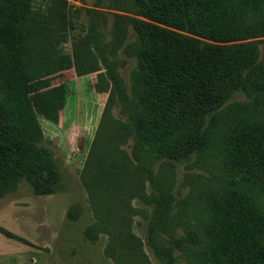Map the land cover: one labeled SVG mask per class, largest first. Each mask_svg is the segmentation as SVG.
Wrapping results in <instances>:
<instances>
[{"label":"trees","instance_id":"obj_1","mask_svg":"<svg viewBox=\"0 0 264 264\" xmlns=\"http://www.w3.org/2000/svg\"><path fill=\"white\" fill-rule=\"evenodd\" d=\"M111 1L123 11L113 12L112 28L122 32L111 42L120 45L127 26L134 33L124 48L137 62L130 112L123 80L100 45L96 10H87V30L73 40L70 59L56 48L66 36L68 0H48L41 8L32 0H0V196L21 179L35 194L52 192L59 176L52 152L40 143L36 110L55 121L65 90L29 93L26 84L59 68L95 71L97 51L110 88L79 178L94 235H105L106 257L112 264H151L146 244L163 264H173V248L161 233L174 199L152 167L208 151L205 142L212 165L192 200L213 207L217 222L214 233L207 224L200 234L192 231L194 256L201 264H264V39L240 42L264 36V0ZM236 90L245 100H229ZM115 103L133 127L129 154L120 145L131 131L113 118ZM136 199L152 206L145 243L132 226L148 209L135 207ZM0 232L25 241L2 226Z\"/></svg>","mask_w":264,"mask_h":264},{"label":"rangeland","instance_id":"obj_2","mask_svg":"<svg viewBox=\"0 0 264 264\" xmlns=\"http://www.w3.org/2000/svg\"><path fill=\"white\" fill-rule=\"evenodd\" d=\"M46 1L32 0V6L41 8ZM68 1L69 6L64 10L68 20L66 36L58 40L56 48H59L60 54H67L73 59V40L85 34L89 23L87 10H96L94 16L100 45L107 58L115 63L116 72L123 80L131 100L126 109L133 111L135 98L129 88L130 72L137 62L130 48L127 53L124 50L125 45L134 39L131 26H127V34L120 45L111 42L122 32L112 28L113 12L123 11L116 10L111 0L98 3L97 0ZM127 14L132 15L129 12ZM132 16L142 18L137 14ZM263 39L264 36H257L240 42ZM93 53L99 65L95 71L78 75L73 66L59 68L26 84L29 93L54 86H61L65 90V99L57 109L56 117H53L55 121L48 120L36 110L37 114L40 113L37 119L43 131L40 143L52 152L59 179L52 186V192L35 194L32 186L21 179L14 191L0 196V226L25 240L9 239L0 233V264H112L104 253L105 235L95 236L91 228L93 220L88 209L86 191L79 178L110 88L99 53ZM229 100H245V95L236 90L231 93ZM111 114L113 118L129 125V137L120 145L129 154L134 139L132 124L127 115L121 112L120 103L113 104ZM206 121L204 126H207ZM203 144L209 152L205 148L199 149L184 160L163 159L152 167L157 179L161 180L162 186L170 191L174 199L161 233L165 244L173 248V264H201L194 256L193 243L189 241L192 231L194 233L196 230L200 234L197 229L205 224L212 233L216 231L217 211L208 203L202 205L198 200H192L197 183H201L199 178L207 176L208 168L212 165L213 154L209 146L205 142ZM133 204L137 208L148 209L144 213L146 217L140 214L134 216L132 226L136 235L145 243L147 216L152 206H145L137 199ZM144 249L151 264H163L146 244ZM205 255L213 257L212 253Z\"/></svg>","mask_w":264,"mask_h":264},{"label":"crops","instance_id":"obj_3","mask_svg":"<svg viewBox=\"0 0 264 264\" xmlns=\"http://www.w3.org/2000/svg\"><path fill=\"white\" fill-rule=\"evenodd\" d=\"M3 227V226H2ZM5 228V227H4ZM5 229H7V228H5ZM8 230V229H7ZM8 231H10V230H8ZM10 232H12V231H10ZM1 233V232H0ZM13 233V232H12ZM1 234H3V233H1ZM13 234H15V233H13ZM4 235V234H3ZM17 235V234H16ZM5 237H7V238H9V239H14V240H17V241H20V240H18V239H15V238H12V237H8V236H6V235H4ZM19 236V235H18ZM21 237V236H20Z\"/></svg>","mask_w":264,"mask_h":264}]
</instances>
